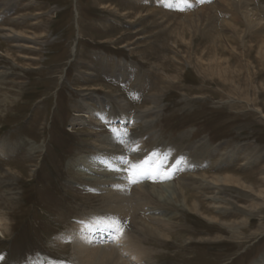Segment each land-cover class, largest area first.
Wrapping results in <instances>:
<instances>
[{"label": "rangeland", "instance_id": "obj_1", "mask_svg": "<svg viewBox=\"0 0 264 264\" xmlns=\"http://www.w3.org/2000/svg\"><path fill=\"white\" fill-rule=\"evenodd\" d=\"M234 1L229 7V0H0V264H83L75 227L110 213L103 193L77 175L76 161L106 154L111 148L100 143L106 137L118 139L119 154L142 143L141 158L158 156V167L172 174L149 183L170 185L180 200L150 202L167 228L144 211L134 222L112 217L152 264H264V202L257 201L264 200V0ZM253 16L258 22H246ZM7 31L38 38L41 50L27 43L21 55ZM217 54L222 64L212 66ZM93 89L101 100L85 103L106 112L105 124L77 115L86 112L81 96ZM111 96L128 104L127 114L113 101L111 110ZM126 118L135 125L126 126ZM231 175L252 189L218 183L228 203L222 211L212 206L214 190L191 186ZM185 198L200 201L202 213L183 206Z\"/></svg>", "mask_w": 264, "mask_h": 264}, {"label": "bare ground", "instance_id": "obj_2", "mask_svg": "<svg viewBox=\"0 0 264 264\" xmlns=\"http://www.w3.org/2000/svg\"><path fill=\"white\" fill-rule=\"evenodd\" d=\"M184 1V0H183ZM193 1V0H192ZM196 2H200V0H194ZM222 2L225 0H221ZM239 2L241 0H238ZM246 2L249 3L250 0H245ZM31 2V1H30ZM191 2V1H190ZM189 2V3H190ZM229 7L234 5L235 2L234 0H229ZM243 3V2H242ZM3 4V3H2ZM170 4V3H169ZM181 4V2H180ZM179 4V5H180ZM247 4V3H246ZM253 4V3H252ZM178 5V6H179ZM199 5V4H198ZM236 5V4H235ZM234 5V6H235ZM250 5V4H249ZM182 6V5H181ZM227 7V6H226ZM225 7V8H226ZM56 8V7H55ZM108 8V7H106ZM210 8V7H209ZM228 8V7H227ZM236 8V7H235ZM234 8V9H235ZM247 8V7H246ZM224 9V8H223ZM239 9V8H238ZM237 9V10H238ZM248 9V8H247ZM253 9H255L253 7ZM252 9V10H253ZM3 10V9H2ZM231 10V9H230ZM229 10V11H230ZM244 10V9H243ZM214 11V10H213ZM223 11V10H222ZM247 11V10H245ZM57 12V11H56ZM208 12V11H207ZM237 12V11H236ZM250 12V11H249ZM258 12V11H257ZM235 15V12H233ZM242 13V11H241ZM244 13V12H243ZM253 13V12H252ZM264 13V12H263ZM3 13H1L2 15ZM6 14V13H5ZM39 14V13H37ZM191 14V13H190ZM199 14V13H198ZM247 14V12H246ZM251 14V13H250ZM254 14V13H253ZM256 14V13H255ZM237 15V14H236ZM235 15V16H236ZM263 16V14H261ZM43 16V15H42ZM77 16V15H76ZM191 16V15H190ZM207 16V15H206ZM232 16V15H231ZM247 16V15H246ZM29 17V16H28ZM31 18V17H29ZM234 17V16H232ZM1 18V17H0ZM5 18V17H4ZM39 16H35L36 19V26L40 27V22H39ZM199 18V17H198ZM235 18V17H234ZM246 18V17H245ZM115 19V18H114ZM191 19V18H190ZM209 19V18H208ZM237 19V18H236ZM235 19V20H236ZM3 20V19H2ZM15 20V19H14ZM31 20V19H30ZM200 20V19H199ZM226 20V19H225ZM233 20V19H232ZM246 22L250 23H256L258 22L257 18L253 16V18H246ZM18 21V19H17ZM24 21V20H23ZM22 21V22H23ZM29 21V20H28ZM193 21V19H192ZM202 21V20H201ZM234 21V20H233ZM200 22V21H199ZM206 22V21H205ZM226 22V21H225ZM231 22V21H230ZM15 23V22H13ZM202 23H204L202 21ZM228 23V22H227ZM234 23V22H233ZM232 23V24H233ZM18 24V22H17ZM210 22L208 23L207 21V26H209ZM230 23H228L229 25ZM12 25V24H11ZM21 25V24H20ZM44 25V24H43ZM198 25V24H197ZM14 26V25H13ZM34 26V25H33ZM192 28H195V26L191 25ZM227 26V24H226ZM233 26V25H232ZM261 26V25H260ZM35 27V26H34ZM248 27V26H247ZM250 27V26H249ZM257 27V26H255ZM262 27V26H261ZM191 28V29H192ZM207 28V27H206ZM231 28V27H230ZM14 29V28H12ZM255 29V28H254ZM8 30V29H7ZM211 30V29H210ZM209 30V31H210ZM230 30V29H229ZM253 30V29H252ZM3 31V30H2ZM1 31V32H2ZM12 31V30H11ZM208 31V30H207ZM220 31V30H219ZM234 34L236 35L238 33V28L234 25ZM232 31V32H233ZM250 31V29H249ZM257 31V30H256ZM5 32V31H4ZM253 32V31H252ZM251 32V34H252ZM7 37L10 41L17 43L15 48H17L18 52H20V54L22 55V52L26 50V46L25 44L30 43V46L33 47L32 49L35 51H40L41 47L40 46L42 43L40 40H38V38H32V39H27L24 38L23 36L18 34H14L12 36H10L9 34L12 33L10 31H7ZM210 33V32H209ZM213 33V32H212ZM250 33V32H249ZM46 34V33H45ZM254 34V33H253ZM49 35V34H48ZM63 35V34H62ZM141 35V34H140ZM208 35V34H207ZM210 37H213V35L211 36V34H209ZM239 35V34H237ZM256 35V34H255ZM45 36V35H44ZM206 36V35H205ZM1 37V36H0ZM3 37V36H2ZM6 37V38H7ZM47 37V36H46ZM58 37V36H57ZM211 40H213L211 38ZM210 40V41H211ZM217 40V39H216ZM219 41V40H218ZM43 42V41H42ZM215 42V39H214ZM247 42V41H245ZM244 42V44H245ZM10 44V42H9ZM234 44V43H232ZM249 44V43H248ZM252 45V44H251ZM260 45V44H259ZM209 46V45H208ZM46 47V45H45ZM218 47V46H217ZM263 47V46H261ZM254 48V47H253ZM31 49V50H32ZM43 49V48H42ZM174 49V48H173ZM216 49V48H215ZM261 51H264V48H260ZM217 50V49H216ZM75 51V50H74ZM152 51V50H151ZM251 51V50H250ZM158 53V52H157ZM245 53V52H244ZM253 53V52H252ZM24 54V53H23ZM26 54V53H25ZM205 54V53H203ZM247 55V54H246ZM178 56V55H177ZM176 56V57H177ZM219 54H217V56H215L214 59H212L211 61V65L212 66H218L221 65L222 63H219L221 61V58L218 57ZM259 57V55H258ZM27 58V57H26ZM178 58V57H177ZM32 59V58H31ZM188 59V58H187ZM201 59V58H200ZM199 59V60H200ZM35 60V59H34ZM75 60V59H74ZM203 60V58H202ZM28 61V60H27ZM179 62V61H178ZM199 62V61H198ZM222 62V61H221ZM32 63V62H31ZM34 63V62H33ZM202 63V62H201ZM205 63V62H204ZM203 63V64H204ZM14 64V63H13ZM17 64V63H16ZM90 64V63H89ZM179 64V63H178ZM91 65V64H90ZM202 66V65H201ZM225 66V65H224ZM122 68L126 69L125 66H121ZM132 67V66H131ZM177 73H179L178 75H176L177 77H175L176 81H179L180 79V71L182 68V66H177ZM202 68V67H201ZM210 68V67H209ZM80 70V69H79ZM91 70V69H90ZM94 70V69H93ZM127 70V69H126ZM164 70V69H163ZM175 70V69H174ZM201 70V69H200ZM225 71V70H223ZM9 72V71H7ZM27 72V71H26ZM212 72V70H211ZM214 72V71H213ZM90 73V72H89ZM176 73V72H175ZM208 74V73H207ZM214 74V73H213ZM83 75H87V73L85 72ZM165 75V74H164ZM202 75V74H201ZM127 76V75H126ZM182 76V75H181ZM128 77V76H127ZM174 77V76H173ZM91 78V77H90ZM174 79V78H173ZM65 80V79H64ZM163 80V79H162ZM239 80V79H238ZM4 81V80H3ZM85 81V80H84ZM10 82V81H9ZM92 82V81H91ZM166 83L171 82L169 80L165 81ZM237 82V81H236ZM87 83V82H85ZM175 84V83H174ZM173 84V85H174ZM144 85V83H143ZM168 84H165L164 87H162V89H164ZM170 85V84H169ZM160 87V86H159ZM6 88V87H5ZM145 88V87H144ZM158 86H156L154 89L155 91H157ZM10 90V89H9ZM18 90V89H17ZM94 91H89L88 93H86V96L84 97V95H80L81 96V100L79 101L80 104L83 105V107L86 108V114H82L81 112L77 113L78 117H82V118H87L88 120L94 121L96 123H102L105 124L108 121V118L106 116V112L103 109L97 110V108L93 105V104H86V101H100L98 100L99 98L95 97L96 94V90L93 89ZM132 90V89H131ZM138 90V89H137ZM16 91V90H15ZM145 91V90H144ZM238 91V90H237ZM76 92V91H75ZM120 92V91H119ZM168 92V91H167ZM141 93V92H140ZM151 93V92H150ZM159 93V92H158ZM115 94V93H114ZM165 95V93H164ZM8 98H12L11 95H6ZM121 96V95H120ZM141 97V96H140ZM151 98V97H150ZM165 98V97H164ZM146 99V98H145ZM103 100V99H102ZM147 100V99H146ZM237 100V99H236ZM116 102L117 105H120L118 107V109L120 110V112L122 114H127V106L128 104L124 103L123 101L119 100L118 97L116 96H111L110 100H109V105L111 107L112 110V106H111V102ZM154 101V100H153ZM103 102V101H102ZM105 102V101H104ZM103 102V103H104ZM97 103V102H96ZM79 104V106H80ZM107 104V103H106ZM147 104V103H146ZM231 104V103H230ZM101 105V102H100ZM164 105V104H163ZM154 106V105H152ZM109 107V108H110ZM79 108H82V106H80ZM102 108V105L101 107ZM130 108V107H129ZM151 108V107H150ZM154 108V107H153ZM161 108V107H160ZM159 109V108H158ZM113 111V110H112ZM152 111V110H151ZM132 112V111H131ZM130 112V113H131ZM138 112V111H137ZM147 112V110H146ZM149 113V112H148ZM156 113V112H155ZM109 114V113H108ZM111 114V113H110ZM115 114V113H114ZM143 116L145 114L141 113ZM140 114V115H141ZM152 114V113H151ZM83 115V116H82ZM150 115V114H149ZM139 116V115H138ZM124 117H127V115H124ZM137 117V116H136ZM148 117V116H147ZM138 118V117H137ZM145 118V117H144ZM112 119V118H111ZM110 119V120H111ZM140 119V118H139ZM146 119V118H145ZM264 119V118H263ZM86 120V119H85ZM143 120V119H142ZM148 120V119H147ZM125 121V122H124ZM123 121V123L126 124V126H133L135 125L134 121L130 118H126ZM136 121V120H135ZM140 121V120H139ZM88 122V121H87ZM90 122V121H89ZM110 122V121H109ZM146 122V121H145ZM79 123V122H78ZM111 123V122H110ZM114 123V122H113ZM141 122H139L140 124ZM80 124L85 125V121L80 120ZM144 125V123H142ZM150 124V123H149ZM92 125V124H89ZM121 125V124H120ZM102 126V125H101ZM154 126V125H153ZM95 127V126H94ZM141 127V126H140ZM119 128V127H118ZM134 128V127H132ZM148 128V127H147ZM113 129V128H112ZM131 129V128H130ZM135 129V128H134ZM147 130V129H146ZM118 138V137H117ZM131 139V138H130ZM129 139V140H130ZM136 139H134L135 141ZM206 140V139H205ZM128 141V139H127ZM202 141V140H201ZM118 142V139H114L113 141L111 140L110 137H106L103 139H100V143L101 146H103L102 148L105 149L106 148H111L109 150L106 151V154H103V152H97L96 156L92 157H87V156H83L80 157L76 162H77V175H79L80 177H84V180L88 181V182H92L94 183V185H90L89 187L91 189H93L94 191H100L101 193H103L104 196V208L105 211H108L110 214H103L100 212V214H103V216L105 218H99V217H94V218H90L88 219L87 217V221L85 220V222L81 225V226H77L75 227L76 230L73 231V235L72 237H76L77 239H74V245L76 248L75 254L77 255V257L82 261L83 264H152L151 258L150 257V253L148 255L147 251L142 248L138 243H136L131 237H129V235L127 234V232L122 231V234L120 232H117V227H120V222L117 218H119L120 220H125V219H129L130 222H134L136 219V213L138 211H144L146 212V214H150V218L149 220L151 222H153L154 224L160 225V226H164V227H168V223L165 221V219L163 218V216H160L157 214V212H152L154 211L151 207H149V205L151 204L150 202L154 201L155 199H157L159 202L161 203H165L168 202V200H170V202H176V201H180V200H176V194L174 193V191L172 190V188L170 189V185H163V186H153L151 187L149 183H151V179H148L147 177H144L140 180V182L132 184L129 181V175H124L125 171V167L127 165H125L124 163L121 162V160L119 159L120 157L123 158H127L128 156H132V158H138L137 160H134L133 162L135 164H143L144 165V169L146 172H152L156 169H158L160 172H167L169 173L167 170H164V168H160L158 167V163H159V158L158 156H156L154 159H151L149 161L144 160L141 158V155L139 154L140 150L143 149V144H138L135 147H132L130 150V153H125V154H119L117 151L113 150V148L115 147V143ZM119 142H122V139H119ZM132 142V140H131ZM138 142V139H137ZM207 142V141H206ZM124 143V142H123ZM133 143V142H132ZM136 144V143H135ZM208 144V142H207ZM206 144V145H207ZM224 145V144H223ZM117 146V144H116ZM1 147V146H0ZM4 147V146H3ZM208 147V146H207ZM231 147V146H230ZM227 146V148H230ZM247 147V146H246ZM256 147V146H255ZM37 148V146H36ZM39 148V147H38ZM45 148V147H44ZM117 148V147H116ZM140 148V149H139ZM257 148V147H256ZM40 149V148H39ZM129 149V148H128ZM232 149V148H231ZM139 150V151H138ZM112 151V152H111ZM121 151V150H119ZM219 151V150H218ZM234 151V149L232 150ZM143 152V151H142ZM230 152V151H229ZM228 152V153H229ZM124 153V152H123ZM217 153V152H216ZM219 153V152H218ZM227 153V154H228ZM195 154V153H194ZM199 154V153H198ZM221 154V153H220ZM237 154V153H236ZM217 155V154H215ZM226 155V153H225ZM201 156V155H199ZM226 157V156H225ZM228 157V156H227ZM236 157V156H235ZM247 156H244V161L247 162ZM230 158V157H229ZM173 159V158H172ZM198 159V158H197ZM227 160H229L228 158H226ZM225 159V162H226ZM231 159V158H230ZM169 160V158L167 159ZM192 160V159H190ZM170 161V160H169ZM224 161V160H223ZM259 161V159H256V162ZM176 162V161H175ZM196 162V161H194ZM199 160L198 163L199 164ZM131 163V162H130ZM220 163V162H219ZM224 163V162H223ZM250 162H247V164H249ZM258 163V162H257ZM182 164V163H180ZM193 164V163H192ZM246 164V165H247ZM194 165V164H193ZM218 165V164H217ZM250 165V164H249ZM213 166V164H212ZM244 166V165H243ZM192 167V166H191ZM216 167V166H215ZM246 167V166H245ZM120 169V171H114L111 169ZM176 168V167H175ZM213 168V167H212ZM217 168V167H216ZM161 169V170H160ZM179 169H183L181 166L180 168L177 169H173L172 172H176ZM248 170V169H247ZM12 171V170H11ZM184 171V170H183ZM206 171V170H205ZM186 172V171H185ZM261 179L264 178V172L261 173ZM206 175V174H205ZM14 177V176H13ZM12 177V179H13ZM193 177V176H192ZM202 177V176H201ZM18 178V177H17ZM194 178V177H193ZM197 178V177H196ZM15 179V178H14ZM157 179H161L159 177H157ZM224 179V180H223ZM223 179H210V178H203V180L195 185H191L193 187V189H195V192H201V190H204L206 188H211L212 190H214V195L215 197H211L212 199V206H214L215 208L219 209V210H225V209H220L221 207H223L224 205H226L227 201H225L226 199H222V194L220 192V187L218 185V183L220 182H225L226 184L228 183H238L241 185L240 182H242L243 187L244 188H248V189H252V186H248L247 187V183L244 181L245 179H237L234 175L231 176H226ZM162 181H166V179H161ZM169 180V179H168ZM15 181V180H14ZM17 181V180H16ZM191 181V180H190ZM197 181V180H196ZM162 183V182H161ZM17 184V183H16ZM83 184V183H82ZM86 184V183H85ZM88 184V183H87ZM167 184V183H166ZM182 185V184H181ZM187 185V184H186ZM85 186V185H84ZM87 187V186H86ZM168 187V188H166ZM157 190V191H154ZM178 190V188H177ZM209 190V189H207ZM254 190V189H253ZM179 193L181 194V196H185V189H183V187H181L179 190ZM11 192V191H10ZM16 192V191H15ZM197 192V193H198ZM212 192V191H211ZM12 193V192H11ZM250 193V192H249ZM100 194V193H99ZM19 195V194H18ZM261 197H264V193L260 194ZM224 198V197H223ZM8 199V198H7ZM259 198H257L258 203L262 204V202H264V200L259 201ZM263 199V198H262ZM14 200V199H13ZM2 202V201H1ZM101 202V201H100ZM182 202V200H181ZM228 204V203H227ZM177 205V204H176ZM185 205V207H187L190 210H193L195 212L198 213H202V203H200V201H193L192 204H190L188 202V200L185 198L183 199V206ZM181 206V205H180ZM249 206V205H248ZM247 207V206H246ZM183 208V207H181ZM204 208V207H203ZM258 208V207H257ZM235 209V208H234ZM218 210V211H219ZM227 210V209H226ZM237 210V209H236ZM6 211V210H5ZM3 212V211H2ZM230 212V211H229ZM142 213V212H141ZM216 213V212H215ZM219 213V212H218ZM0 212V217L4 216V214ZM98 214V213H97ZM205 215V214H204ZM251 215V214H250ZM99 216V215H98ZM102 215H100L101 217ZM113 216L117 217L112 218ZM144 216V215H142ZM138 217V215H137ZM165 217V216H164ZM2 218V217H1ZM0 218V226H2L4 224L3 219ZM7 220V219H6ZM143 220V219H142ZM141 220V221H142ZM140 221V223H141ZM250 221V220H249ZM143 222V221H142ZM3 223V224H2ZM148 224V223H147ZM139 225V224H138ZM147 229H149L150 231L154 230V228H151L148 225H145ZM153 226V225H152ZM6 227V226H5ZM9 227V226H8ZM141 227V226H140ZM7 228V227H6ZM10 228V227H9ZM8 228V229H9ZM157 228V227H156ZM161 228V227H160ZM163 228V227H162ZM123 229V228H122ZM5 230V229H4ZM124 230V229H123ZM231 230V229H230ZM3 231V229H2ZM144 231V228H143ZM156 231V230H155ZM232 231V230H231ZM9 232V230H8ZM153 232V231H152ZM234 232V231H233ZM158 235V234H157ZM159 236H161L159 234ZM71 237V236H70ZM107 237V238H106ZM227 239V238H226ZM215 240V239H214ZM63 241H65L63 239ZM67 241V240H66ZM68 242V241H67Z\"/></svg>", "mask_w": 264, "mask_h": 264}, {"label": "snow or ice", "instance_id": "obj_3", "mask_svg": "<svg viewBox=\"0 0 264 264\" xmlns=\"http://www.w3.org/2000/svg\"><path fill=\"white\" fill-rule=\"evenodd\" d=\"M122 163L128 165L124 171H127L129 175V181L132 184L140 182V180L144 177H147L148 179L153 180V182H157V177L161 179H171L172 174L165 172H160L158 169L152 171V172H146L144 169L143 164H135L130 163L126 158L120 157L119 158ZM114 171H120V169H111ZM117 232H120L122 234V229L120 227H117ZM2 259V258H0Z\"/></svg>", "mask_w": 264, "mask_h": 264}]
</instances>
